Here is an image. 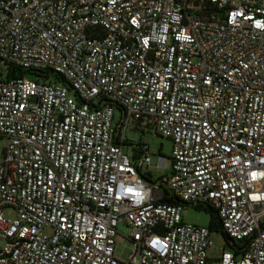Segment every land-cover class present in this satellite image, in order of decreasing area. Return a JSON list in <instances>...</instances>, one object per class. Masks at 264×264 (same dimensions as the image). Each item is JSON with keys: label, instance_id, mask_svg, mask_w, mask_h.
I'll use <instances>...</instances> for the list:
<instances>
[{"label": "built area", "instance_id": "1", "mask_svg": "<svg viewBox=\"0 0 264 264\" xmlns=\"http://www.w3.org/2000/svg\"><path fill=\"white\" fill-rule=\"evenodd\" d=\"M130 122L169 176L142 177ZM0 139V264H208L185 206L235 246L214 264H264V0H0Z\"/></svg>", "mask_w": 264, "mask_h": 264}, {"label": "rangeland", "instance_id": "2", "mask_svg": "<svg viewBox=\"0 0 264 264\" xmlns=\"http://www.w3.org/2000/svg\"><path fill=\"white\" fill-rule=\"evenodd\" d=\"M24 75L31 79L36 78V74H31L29 72L24 73ZM49 80L50 83L58 82V79L54 76H51ZM117 118L118 115L116 114L115 120ZM125 136L128 143L132 145L139 143L147 147L150 164L148 166H142L140 172L144 174L151 183L156 182L164 176L170 175L171 144L168 140L158 137L155 134L153 127H136L134 126V122L129 123L128 128L125 131ZM5 145V140L0 139V158ZM124 151L128 155H131L133 153L132 146H125ZM160 159L165 161L164 168L159 167ZM5 216L6 218H12L14 214L11 211H7L5 212ZM181 217L184 224L200 228H208L210 216L204 210H197L195 208L185 206ZM116 230L118 234L115 237L114 256L119 261L127 262L132 249L131 242L128 239L131 233L130 228L123 223H119ZM210 239L212 247L208 251V258L210 260L208 264H214V261L221 257L222 252H228L229 248L226 246L222 236L217 232H211Z\"/></svg>", "mask_w": 264, "mask_h": 264}, {"label": "trees", "instance_id": "3", "mask_svg": "<svg viewBox=\"0 0 264 264\" xmlns=\"http://www.w3.org/2000/svg\"><path fill=\"white\" fill-rule=\"evenodd\" d=\"M14 73H16V76L17 77H23V75H24V73L23 72H20V71H17V72H14ZM125 146H132V144L127 143ZM139 146L140 145H137L133 149V154H132V159L133 160L138 159L142 155V151H141V149H139L140 148ZM142 177L145 180H147V177H145V176H142ZM161 203H164V204H172V205H178L179 204L178 200H175V199L170 198L168 196V193L166 191H164V197H163V200H161ZM195 209H197V210H204L206 213L209 214L210 219H209L208 229L211 232H217V233H219L222 236V238L224 239V242H225L226 246L229 249H233L235 246L229 245L230 240L228 239V237L223 232L222 227H221V224H220V222L218 220V217L216 215V212L212 208H210L209 206H207L205 208L201 207V208H195Z\"/></svg>", "mask_w": 264, "mask_h": 264}]
</instances>
